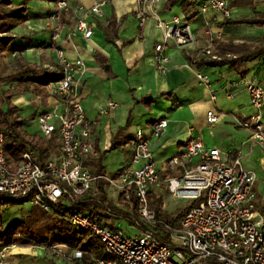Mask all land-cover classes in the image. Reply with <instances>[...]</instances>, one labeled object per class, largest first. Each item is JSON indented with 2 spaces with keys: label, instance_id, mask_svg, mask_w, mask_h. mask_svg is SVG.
<instances>
[{
  "label": "built area",
  "instance_id": "built-area-1",
  "mask_svg": "<svg viewBox=\"0 0 264 264\" xmlns=\"http://www.w3.org/2000/svg\"><path fill=\"white\" fill-rule=\"evenodd\" d=\"M136 19L140 28L149 21L161 31V41L156 44L154 62L157 70L165 74L170 58V47L184 49L196 42L191 21L185 14L164 20L160 16L162 0H135ZM111 0H101L81 12L73 33L88 40L96 24L87 21L90 14L104 16L103 8ZM200 14L209 10L220 12L225 19L233 17L232 0H195ZM73 0H57L50 16L52 26L51 49L56 54L62 77L53 82L48 90L46 107L38 114L40 135L45 139L57 136L56 153L43 165L37 161L36 152L27 150L15 165L5 153V136L0 125V195L11 199L28 200L46 214L63 217L68 224L96 238L107 259L91 257L66 245L42 247L60 264H264V204L256 191L257 177L248 171L239 156H222L218 149H209L203 139H191L183 152L169 160L162 172L154 158L151 138L146 137L138 126L130 142L132 161L114 176L93 175L86 162L93 152V134L97 122L87 118L82 105L81 81L87 68L82 60H69L64 54L59 38L63 30L62 15L72 8ZM220 34L212 35L210 44L201 55L220 58L213 52V45ZM196 78L210 88V79L197 70L195 61L187 63ZM250 103L257 113L237 124L251 132L252 140L264 154V121L261 109L264 103V88L259 82H247ZM211 99L216 100L211 90ZM117 104L108 102L100 114H108ZM220 120L215 110L207 113L211 125ZM169 120L160 118L151 127V137L159 138L168 128ZM175 169V176L162 173ZM102 182L109 201L118 209L136 203V212L149 229L142 231L135 225L112 229L94 217L89 211H81L85 204L101 205L96 197L97 185ZM166 188L176 200L188 202L189 211L173 226L158 220L150 206V192ZM92 194V195H91ZM104 208L103 214H111ZM164 227L160 235L156 227ZM7 249L0 252L4 259ZM51 254V253H50Z\"/></svg>",
  "mask_w": 264,
  "mask_h": 264
},
{
  "label": "crops",
  "instance_id": "crops-1",
  "mask_svg": "<svg viewBox=\"0 0 264 264\" xmlns=\"http://www.w3.org/2000/svg\"><path fill=\"white\" fill-rule=\"evenodd\" d=\"M100 1L73 0L71 10L62 16L64 27L59 38L66 57L71 61L82 60L87 68L81 81L82 105L87 118L98 124L93 134V152L86 162L89 171L93 175L114 176L129 166L132 161L130 142L136 128L142 126L146 137L151 138L154 158L161 172L169 160L183 152L188 141L196 138L203 139L207 148L220 150L224 157H241L243 166L255 175L257 168L264 172L263 151L252 140L251 132L237 124L257 113L250 103L245 84L255 81L264 88V53L257 59L244 60L235 66L196 65L198 71L209 77L210 88L202 84L187 66L196 53L199 54L197 59L207 58L201 53L215 34H220L221 39L216 40L213 52L223 58L237 60L245 58L250 51L263 50L264 26L227 24L230 19H225L220 12L209 10L200 14L195 7L186 14L196 42L184 49H167L170 64L168 71L162 74L154 62V49L160 43L162 33L152 20L144 28L139 27L135 0H111L103 8V17L90 14L87 21L96 24L90 39L73 33L76 21L82 17L81 12L74 10V5L80 3L88 10ZM55 2H14L17 7H27V20L11 32L12 43L6 49L10 55L17 53L30 64L51 69L48 76L61 73L56 54L50 47L51 33L47 28ZM231 7V20L234 21L264 14V0H232ZM159 13L168 21L183 11L180 2L170 7L166 0H162ZM15 58L12 55L10 62L14 63ZM15 86L16 83L3 85L5 91ZM211 90L215 93V101L211 99ZM24 95H30L31 100L35 98L31 93ZM24 95L13 97L12 103L19 109L20 116L27 119L29 113L24 114L23 109L30 108L31 101ZM20 99L22 101H18ZM108 102H114L117 107L101 115L100 110ZM43 107L45 109L46 105ZM210 110L220 114V120L213 125L207 122ZM261 115L264 121V103ZM160 118L169 120V126L159 138H152L151 127ZM32 123L38 124L37 118L24 127L30 134H34L29 131ZM114 152L124 155L126 161L116 173L108 174L105 161ZM177 174L175 169L162 173L164 176ZM46 254L42 247H12L0 264L53 262V256L48 259Z\"/></svg>",
  "mask_w": 264,
  "mask_h": 264
},
{
  "label": "trees",
  "instance_id": "trees-1",
  "mask_svg": "<svg viewBox=\"0 0 264 264\" xmlns=\"http://www.w3.org/2000/svg\"><path fill=\"white\" fill-rule=\"evenodd\" d=\"M57 1V0H56ZM167 5L172 7L180 2V8L187 16V12L197 7L195 0H166ZM232 5V4H231ZM27 7L25 5L17 7L13 0H0V33L11 34V32L18 26L23 25L27 20L26 16ZM190 20V19H189ZM227 24H247L252 26H264V14L254 17L253 19H242L240 21L227 20ZM0 42L6 43L8 47L12 43V38L8 40L0 39ZM51 46V45H50ZM263 50L250 51L245 58L239 57L237 60H229L215 54L220 59L214 60L212 57L206 59H197L198 53H196L189 62L195 61L196 65H208V66H222L230 64L235 66L238 62L244 60L257 59L262 56ZM16 68H15V67ZM13 70H7L0 63V70H5L10 75L8 78L0 80V84L9 83L17 84L15 90L2 91L0 95V125L5 136V153L8 158L13 159L15 165H17L22 155L29 149H33L37 155V161L43 165L44 162L49 160L55 153L58 147V139L56 135H53L51 139L45 140L38 134L28 133L24 127L37 118V113H34L27 119H23L20 116L19 109L12 103V98L18 95H24L26 93L39 94L43 102L47 98L46 85L50 86L53 82L61 79L62 74L48 76L49 72L41 67L28 63L22 57L18 56L14 60ZM15 69V70H14ZM59 69V68H58ZM60 71V69H59ZM47 76V77H46ZM3 103L6 104V110L2 108ZM116 147H113L115 149ZM92 195V194H91ZM96 197L101 200V205L92 207L90 204H85L81 211H89L94 217L98 218L103 224L109 226L112 229H122L123 227H129L135 225L142 231H148L149 229L144 225L136 212V203L132 205L126 204L124 210L116 208L108 199V193L102 182L97 185ZM150 206L155 210L158 220L170 223L173 226L179 224L189 208H185L178 215L167 219L168 215L164 211V199L163 196L150 192ZM28 200L23 199H11L0 195V228L2 227V208L9 205H19L27 203ZM111 208V214H103L104 208ZM260 210L264 214V204ZM56 216V215H55ZM59 217L64 226H68L69 229L63 228L57 233V237L52 242L36 243L26 239L18 232L20 223H12L11 226L2 234H0V252L12 248V247H46L54 245H66L72 249H77L85 253V260H90L91 257L98 259H107L104 250L96 238H89L88 234L84 231L77 230L71 227L68 222L60 216ZM166 219V220H165ZM154 232L159 235L164 232V227L158 226L154 229Z\"/></svg>",
  "mask_w": 264,
  "mask_h": 264
},
{
  "label": "rangeland",
  "instance_id": "rangeland-1",
  "mask_svg": "<svg viewBox=\"0 0 264 264\" xmlns=\"http://www.w3.org/2000/svg\"><path fill=\"white\" fill-rule=\"evenodd\" d=\"M14 2H18L20 0H13ZM63 16V15H62ZM62 21V20H61ZM49 26H52V23L50 21V17L48 20L47 28L50 31ZM50 33H52L50 31ZM9 38H12L11 34L7 33H0V39L8 40ZM6 44V43H5ZM4 43L0 42V63L3 65V67H6V69L9 71L13 70L14 63L10 62L11 56L17 57V53H12L10 55L9 51H7V46ZM9 47V46H8ZM5 52V53H4ZM9 53V54H8ZM15 67V66H14ZM16 68V67H15ZM43 68V67H42ZM44 69V68H43ZM15 70V69H14ZM47 70V69H45ZM51 70V69H49ZM49 70H47L49 72ZM10 76L7 71L0 70V80L6 79ZM0 84V95L2 91L4 90L3 85ZM9 84V83H7ZM7 87V86H6ZM13 87V86H11ZM15 88H12L10 90H15ZM47 91L48 96V90L50 89V86L46 85L45 87ZM24 97L31 101L30 108L26 107L24 108V114H28V118L33 115L34 113H40L44 111V107L46 105L47 99L43 102L42 98H40L39 94H35V98L31 100L30 95H24ZM18 101H22L21 99ZM1 104V99H0ZM36 107V108H35ZM2 108L6 110V104L3 103ZM35 108V109H34ZM29 131H31L34 134H39L38 130V124L32 123V125L29 127ZM126 159L124 155H121L119 153H112L108 155V158L105 161V165L107 167L108 174H114L118 170H120L125 163ZM256 191L259 195V198L264 201V172L261 170V168L256 169ZM154 193L159 194L163 196L164 199V211L168 214L166 216L167 219H170L179 213L183 209H185L188 205V202L185 200H176L172 197V195L167 191L166 188H156ZM166 220V219H165ZM20 223V227L18 228V232L23 235L26 239L36 242V243H42V242H52L57 237V233L63 229L67 228L68 226H64V223L62 220L51 214H46L40 209L34 207L29 202L19 205H9L2 208V227L0 228V234L5 232L12 223ZM33 247V246H31ZM18 248V247H16ZM37 251V249H34ZM7 251H10V248L7 249ZM51 254H46L48 259H51V255L53 256V262L51 260H47L50 264H60L61 260H58L54 257L52 252H49ZM37 260V259H36ZM39 260V258H38ZM1 262L4 261V259H0ZM29 262V261H28ZM46 262V261H45ZM37 261L34 264H47V262ZM52 262V263H51ZM30 264V263H28Z\"/></svg>",
  "mask_w": 264,
  "mask_h": 264
}]
</instances>
